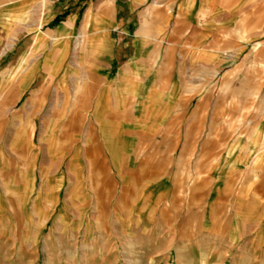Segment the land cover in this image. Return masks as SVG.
Here are the masks:
<instances>
[{
    "label": "crops",
    "instance_id": "0c3cea01",
    "mask_svg": "<svg viewBox=\"0 0 264 264\" xmlns=\"http://www.w3.org/2000/svg\"><path fill=\"white\" fill-rule=\"evenodd\" d=\"M0 264H264V0H0Z\"/></svg>",
    "mask_w": 264,
    "mask_h": 264
},
{
    "label": "rangeland",
    "instance_id": "374dc122",
    "mask_svg": "<svg viewBox=\"0 0 264 264\" xmlns=\"http://www.w3.org/2000/svg\"><path fill=\"white\" fill-rule=\"evenodd\" d=\"M103 227H107V221H101Z\"/></svg>",
    "mask_w": 264,
    "mask_h": 264
}]
</instances>
